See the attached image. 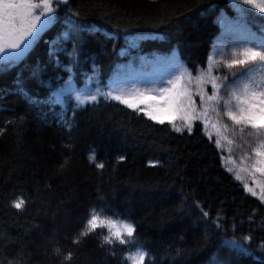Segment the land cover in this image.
I'll return each mask as SVG.
<instances>
[{"label":"trees","instance_id":"obj_1","mask_svg":"<svg viewBox=\"0 0 264 264\" xmlns=\"http://www.w3.org/2000/svg\"><path fill=\"white\" fill-rule=\"evenodd\" d=\"M76 2L82 5L85 13L94 10L93 18L106 16L109 21L97 20L96 26H102L101 32L89 33L86 39L97 45L107 44L110 50L111 43L103 33L111 34L113 24H119L121 28L131 25L130 31L137 35L165 37L140 41L143 53L166 54L171 46L167 28L146 25L153 19L159 23L165 3L170 5L168 14L179 16L184 4L196 0ZM200 2L206 4L208 0ZM217 2L225 3V0ZM227 11L233 14L231 9ZM189 15L192 19L185 22L187 31L181 38L179 51L189 71L194 65L206 69L207 55L212 47L208 30L204 28L207 21L196 11ZM137 22L139 26H136ZM61 30L62 26L58 24L44 34L26 58L29 66L47 60L49 42ZM120 47H126L122 35ZM94 55L98 63L103 58L102 77L107 85L122 57L118 52L112 57H103L99 48ZM60 59L64 61L65 57ZM91 64V59L81 60L77 87L82 86L83 74L91 71ZM191 74L196 75L195 72ZM17 75L26 82L30 94L47 95L29 79V72L24 69L0 75V86L15 88ZM61 76H66L63 65L60 69L48 68L44 79L55 80ZM0 103L9 109L0 112V127L6 128L0 135V264H5V257L11 259L22 246L26 256L31 254L28 264H58L52 258L51 245L41 244L37 250L33 242L41 236L45 239L54 236L62 250L73 251L74 264H134L135 246H118L116 255L112 256L108 250L110 246L101 248L96 237L87 239L79 247L71 243V237L86 219V211L92 207L99 211L105 205L123 214L117 219L121 228L125 217L137 226L138 239L149 253L143 264H173L171 257L175 248L190 249L194 245L192 232L176 227L197 221L199 209L192 206L193 201H199L213 218L217 213L230 218L229 227L235 222L237 237L247 235L251 230L254 237L251 247L256 255H261L257 244L264 236V215L261 214L264 205L244 192L241 184L223 168L221 152L214 141L206 137L202 126H196L199 123L193 125L192 133H176L169 124L160 125L123 105L105 102L99 107L79 111L69 131L66 126L56 123L61 112L59 106L43 105L37 111L20 101L18 94H9ZM67 115L71 118L72 114L69 111ZM16 116H23V122L16 120ZM8 119L14 121L11 126L4 123ZM67 144H71V151L65 148ZM121 155L124 160L118 159ZM97 163H103L105 167L98 169ZM177 172L184 177V188L190 195L185 206L188 214L183 221L171 219L170 225H165L161 213L164 209L174 211V205L171 200H162L160 193L166 189L165 181L168 184H172L173 179L177 181L168 191L174 192L179 187ZM18 197L25 200V209L10 207V202ZM253 209H256V215L254 222H250L248 217L253 215ZM203 227L201 224V231ZM104 234H107L106 230ZM219 244L214 236L209 248L188 257L183 264L208 259ZM240 259L241 264H257L251 257L241 256Z\"/></svg>","mask_w":264,"mask_h":264},{"label":"snow or ice","instance_id":"obj_2","mask_svg":"<svg viewBox=\"0 0 264 264\" xmlns=\"http://www.w3.org/2000/svg\"><path fill=\"white\" fill-rule=\"evenodd\" d=\"M169 7L167 3L163 5L164 11L159 16L158 24L153 19L146 26L167 28L170 33L167 39L171 46L166 54L153 53V59L149 61L140 41L162 40L165 37L137 35L130 31L131 25L121 28L119 24H113L111 34L103 33L111 43L109 50L107 44L97 45L86 39L89 33L101 32L102 26H96L97 20L108 23V19L106 16L93 18L94 10L85 13L76 0H0V75L18 69L27 70L29 79L47 93L43 97L30 94L26 82L17 75L15 88L0 86V101H4L9 94H18L20 101L37 111L43 105L59 106L61 112L56 123L66 126L69 131L79 111L99 107L105 102H115L160 125L167 121L176 133H192L193 124L197 121V127L203 125L207 129L211 126L217 130V134L229 130L238 132L237 138L229 140V143L241 150L240 171L247 173L252 183L260 188L262 195L259 200L264 205V180L256 179L257 174L264 177V0L260 3L257 0H225V3L208 0L206 4L196 0L184 4L179 16L168 14ZM227 9H231L233 14L230 15ZM193 11L207 21L204 28L208 30L212 47L207 55L208 67L201 69L194 65L189 71L179 48L181 38L187 31L185 22L192 19L189 13ZM58 24L62 30L49 42L47 60L29 66L26 58L44 34ZM136 26H139V22ZM121 35L127 48L120 47ZM97 48L102 50L103 57H112L117 52L121 57L127 55L126 63L117 64L107 85L102 77L103 58L98 63L94 55ZM61 56L65 57L64 61L60 59ZM85 59L92 60L91 71L83 74L84 84L77 87L76 77L80 75L81 60ZM61 65L66 76L48 81L44 79L48 68L60 69ZM191 72L196 75L192 76ZM193 82L195 92L191 87ZM193 96L199 98L198 104ZM8 110L0 103V112ZM69 111L71 118L67 115ZM15 119L22 123L24 117L16 116ZM177 120L181 126H177ZM13 122L8 119L4 123L11 126ZM5 132L6 128L0 127V135ZM215 143L219 145L220 141L216 140ZM65 148L71 151V144L65 145ZM89 159L92 160V157ZM118 159L124 160L125 157L121 155ZM95 167L103 169L105 165L97 163ZM228 171L233 172V169L229 168ZM176 177L179 187L174 192L168 191L177 181L173 179L172 184L165 181L166 189L160 193L162 200H171L174 205V211L164 209L161 213V221L165 225H170L171 219L183 221L188 214L185 206L189 203L190 195L185 191L184 177L179 172ZM235 178L241 179L239 174ZM243 191L257 195L248 183H244ZM192 206L199 209L197 221L189 225L177 224L176 227L192 232L194 245L190 249L175 248L171 257L173 264H183L188 257L209 248L214 236L220 241L219 246L208 259L196 260L192 264H241V256L264 264V236L257 244L261 255H256L251 247L254 241L251 230L249 234L237 237L235 222L229 227L230 218L222 217L219 213L213 218L199 201H193ZM10 207L25 209V200L19 197L13 199ZM119 215L123 214H118L110 205H105L99 211L96 207L88 209L86 219L80 230L71 237V243L79 247L87 239L96 237L101 248L110 246L108 250L112 256L116 255L118 246H135L137 254L134 264H143L149 253L138 239V228L127 217L123 219L121 228L117 222ZM255 215L256 209H253V215L248 217L250 222H254ZM165 216L168 219H164ZM201 224L204 226L202 231ZM105 230L107 234H104ZM33 243L37 250L41 244L51 245L52 258L58 264H74L75 253L62 250L54 236L47 239L41 236ZM30 255H25L22 246L11 259L5 257V264H28ZM124 255L128 256V253Z\"/></svg>","mask_w":264,"mask_h":264},{"label":"rangeland","instance_id":"obj_3","mask_svg":"<svg viewBox=\"0 0 264 264\" xmlns=\"http://www.w3.org/2000/svg\"><path fill=\"white\" fill-rule=\"evenodd\" d=\"M260 2H262V0H257V3H260ZM125 48H127V43H126V47ZM144 54H146V59L147 60L151 61L153 59V53H144ZM122 59L123 60H122V62L120 64L126 63L127 55L122 57ZM207 67H208V62H207ZM213 74H216V73L214 72ZM187 75L188 74L186 73V78H187ZM192 76H195V75H192ZM83 84H84V81H83ZM191 87H192V91L195 92V90H196L195 82H193ZM193 99L198 104L199 98L196 97V96H193ZM165 123L168 124L167 121H165ZM197 123H199V121H197ZM228 123L230 124V122H228ZM176 124H177V126H181L180 121H178V120L176 121ZM201 126L203 128V131H204L205 135L208 138H209V134L211 135V137H212L211 139L214 141V143H215L216 140L220 141L219 145H217L216 143H215V145L217 146V148L221 152V162H222L223 168L228 173H230L236 181L240 182L242 187H243L244 183H248L249 187L253 188V190L257 193V195L254 196V197L259 200V196L262 195V193L260 191V188L257 185H254L252 183V178L250 176H248L247 173L240 171L241 150L238 147H236L235 144H230L229 143V140L237 138L238 132L234 133L231 130H229L227 132H220L219 134H217V130L213 129L211 126H209L207 129H205L203 127V125H201ZM229 156H231V160L229 159ZM229 168H232L233 172H229L228 171ZM236 174L240 175V177H241L240 180H237L235 178ZM256 179L257 180H264V177H260L259 174H257ZM246 193H248V192H246ZM248 194L251 195V193H248Z\"/></svg>","mask_w":264,"mask_h":264}]
</instances>
